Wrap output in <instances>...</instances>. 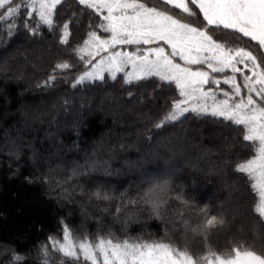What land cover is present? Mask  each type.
Returning a JSON list of instances; mask_svg holds the SVG:
<instances>
[{"label":"snow or ice","instance_id":"1","mask_svg":"<svg viewBox=\"0 0 264 264\" xmlns=\"http://www.w3.org/2000/svg\"><path fill=\"white\" fill-rule=\"evenodd\" d=\"M65 3L67 0H0V37L6 36L9 41L14 38L22 11L26 13L23 27L32 36L39 34L41 26L54 31L55 17ZM76 3L82 6L81 16L88 14L90 21L98 17L99 23L90 22L83 46L73 50L84 63V70L71 83L73 89L97 81L106 83L109 77L118 81V74H123L122 86L128 88L156 78L160 83L149 99L157 98L165 86L171 89L174 85L175 94L163 115H149L151 109L143 112L128 108L145 124L144 128L133 126L134 134L140 137L148 133L144 141L148 151L141 159L162 161L159 171L142 168L140 179L129 183L119 195L111 181L93 180L95 186L90 187L80 178L91 179L97 172L105 177L112 175L110 162L100 159L93 150L85 153L82 162L72 161L66 178L53 182L50 175L43 176L40 182L57 203H72L75 197L71 192L80 188L81 215L94 220L97 227L94 237L85 228L83 237L77 238L61 218L62 239L49 235L34 246L37 264H55L57 257L59 264H264V231L254 225L251 236L242 234L239 241L228 237L221 249L219 241L214 244L211 237L228 231L241 208L220 206L214 210L210 203L200 207L195 197L190 198L188 183L180 179L188 169L230 180L231 192H239L238 185H246L257 198L252 211L264 221V0ZM69 27V22L63 24L61 45L69 44ZM71 67L68 60L57 62L37 87H56L61 74ZM221 85H227L228 90ZM127 94L136 101V93L129 90ZM137 103L143 105L145 98ZM207 117L237 133L225 137L230 141L229 154L220 159H212L210 149L192 154L185 146L187 136L157 140L170 126ZM137 143H121L120 147L139 151ZM237 144L247 148L250 157L235 153L231 158ZM13 154L19 158L18 152ZM31 158L34 160L35 155ZM233 164L230 176L228 170ZM25 180L37 182L32 176ZM69 182H74L71 189ZM191 183L194 186L196 181ZM89 206L94 211H89ZM142 218L159 221L162 234L149 233L150 238L128 234L130 225L140 223ZM117 225L123 236L115 230ZM0 245V255L11 254L5 264H26L31 256V252L20 253L12 242Z\"/></svg>","mask_w":264,"mask_h":264},{"label":"trees","instance_id":"2","mask_svg":"<svg viewBox=\"0 0 264 264\" xmlns=\"http://www.w3.org/2000/svg\"><path fill=\"white\" fill-rule=\"evenodd\" d=\"M19 2L20 0H17V3ZM81 8L76 0H67L63 7H59L55 17V30L41 26L36 36H32L24 29L26 13L22 11L19 30L14 38L9 41L6 36L0 37V242H12L14 248L22 254L31 252L26 264H37L34 246L46 241L49 235L62 239L61 218L72 227L77 238L83 237L85 228L93 237L96 232L95 221L85 220L81 215L79 203L81 189L77 187L71 192L75 197L72 203H57L47 194V186L40 182L44 175H50L53 182L64 179L73 160L82 162L85 153L91 154L95 150L100 159L110 162L112 175L105 177L102 172H97L88 180L81 177V182L94 187L93 180L111 181L117 185L116 194L119 195L129 183L134 184L139 180L134 175L136 171L141 173L142 168L159 171L162 167V161L153 163L141 159L148 151L144 143L148 133L137 137L133 126L144 128V123L133 120L121 113L122 111L117 114L118 120L106 118L96 111H90L85 104L93 105L102 93L108 92L117 94L127 107L133 102L136 111L149 112L151 109L149 115H163L171 104V96L175 94L172 91L174 85L171 89L165 86L164 92L155 99L148 97L160 83L156 78L128 88L122 86L123 74H118V81L108 78L106 83L97 81L73 89L72 81L84 70L83 61L78 59L73 50L77 46H82L83 41L87 39L90 22L99 23L98 17L90 21L88 14L81 16L79 12ZM85 11L91 14L90 10ZM65 22L70 24L69 44L61 45L59 39ZM27 40L29 43H26ZM5 44L8 46L5 47ZM29 44L38 45L39 48L29 50L31 47ZM62 60H68L72 67L61 74L56 87L51 89L37 87L52 73L55 64ZM221 87L228 90L227 85ZM129 90L137 94L136 98L144 97L145 103L139 105L132 101L127 94ZM80 95L86 98L81 100ZM65 100H68L67 106ZM41 106L47 108L45 115L38 113L37 109ZM33 110L37 112L33 114ZM147 126L151 128L150 124ZM196 127H200V130ZM129 133L131 135H128ZM123 135L129 137V140H138L139 151L121 148V142L125 145L132 142L124 139L117 142L119 137H124ZM236 135L231 128L225 129L223 123H214L213 118L207 117L204 120H189L182 125L170 126L157 136V140L166 141L169 138L175 140L187 136L189 146H185L192 154L202 149H210L214 154L211 158L220 159L229 154L230 141L225 140V137ZM216 138H223L224 141L222 147L217 150L211 145ZM239 139L242 141V135ZM16 152L19 153V158L13 154ZM235 153H240L242 158H248L252 154L240 144L236 145L231 158H235ZM34 155L33 160L31 157ZM234 166L233 164L229 167L230 176ZM27 176H32L37 182L28 183L25 180ZM180 179L186 182L195 180L199 184L197 192L190 188L188 192L190 198L195 197L200 207L209 203L203 195L214 188L220 191L223 198L221 206L230 208L238 205L241 208L240 215L229 226L228 231L211 237L214 244L219 241L218 246L221 249L228 237L239 241L242 234L251 236V228L254 225L264 231V221L252 211L257 198L250 187L238 185L241 191L231 192L228 187L230 180L226 182L222 177H209L188 169L184 170ZM73 183L69 182L70 189ZM215 208L218 207L214 205V210ZM89 211L94 209L89 206ZM162 227L159 221L142 218L140 223L130 225L128 234L132 237L142 235L150 238L149 233L162 234ZM115 230L120 233V226H115ZM2 251L3 246L0 245V252ZM10 255V253L0 255V264H5ZM55 264H59V257L56 258Z\"/></svg>","mask_w":264,"mask_h":264},{"label":"rangeland","instance_id":"3","mask_svg":"<svg viewBox=\"0 0 264 264\" xmlns=\"http://www.w3.org/2000/svg\"><path fill=\"white\" fill-rule=\"evenodd\" d=\"M25 42V41H24ZM26 43H29L28 40ZM31 44H29L30 46ZM83 46V44H82ZM33 49H36V48H39L38 45H31V47H29V50H32ZM107 76V73L105 74ZM110 78V77H109ZM86 98V96H83V95H80L79 98L82 100L83 98ZM139 97V96H138ZM136 98V102L139 101L140 98ZM130 105L125 106L123 104V102L120 100V97L117 95V94H109L108 92L106 93H102V95L100 96V98H98L95 102H93V105L89 106V104H85L86 108L87 109H90V111H96L102 115H104L106 118L107 117H110V118H113L115 120H118V113L120 111H122L121 113L127 115V116H130L133 120H136V121H139L137 116L135 115L134 112H129L128 111V108L129 106L131 107H135L134 106V103L131 102L129 103ZM48 107V106H47ZM38 110V113H42V115H45V111H47V108L45 107H42L40 109H37ZM41 111V112H40ZM33 114H35L36 112H34V110L32 111ZM31 112V113H32ZM198 128V130H200V127H196V129ZM127 135V134H126ZM126 135H123L124 137L121 138L119 137V139L117 140V142H121L123 141L122 139L126 140V141H132L129 140V137H127ZM126 136V138H125ZM128 138V139H127ZM223 138H216V139H213V143L211 144L212 147H214V149H218V148H221L222 147V143H223ZM122 143V142H121ZM120 143V144H121ZM186 146H189V144H186ZM129 175V174H128ZM135 177L140 179V172H137L134 173ZM120 182V181H118ZM192 181L188 180L187 183L189 185V188L195 192H197V189H198V183L196 182L195 185L193 186ZM204 199L206 200V202H209L211 203L212 205L214 204L216 207H220V203L222 202V197L220 195V191L219 190H214V188L212 190H210L208 193L204 194L203 195Z\"/></svg>","mask_w":264,"mask_h":264}]
</instances>
